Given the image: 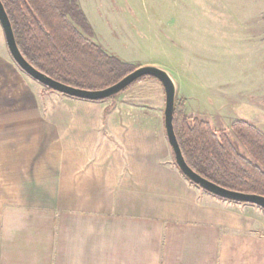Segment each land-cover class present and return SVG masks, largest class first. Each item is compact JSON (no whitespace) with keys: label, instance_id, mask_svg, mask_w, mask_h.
<instances>
[{"label":"crops","instance_id":"1","mask_svg":"<svg viewBox=\"0 0 264 264\" xmlns=\"http://www.w3.org/2000/svg\"><path fill=\"white\" fill-rule=\"evenodd\" d=\"M0 73V264H264V210L183 176L156 79L92 101Z\"/></svg>","mask_w":264,"mask_h":264},{"label":"rangeland","instance_id":"2","mask_svg":"<svg viewBox=\"0 0 264 264\" xmlns=\"http://www.w3.org/2000/svg\"><path fill=\"white\" fill-rule=\"evenodd\" d=\"M77 1L108 53L173 76L186 115L225 129L242 153L231 121L264 131V0ZM0 54L12 60L1 27Z\"/></svg>","mask_w":264,"mask_h":264},{"label":"trees","instance_id":"3","mask_svg":"<svg viewBox=\"0 0 264 264\" xmlns=\"http://www.w3.org/2000/svg\"><path fill=\"white\" fill-rule=\"evenodd\" d=\"M1 2L22 56L54 80L82 89H102L137 67L94 40L77 0ZM145 78L153 77L142 76L129 86ZM181 106L176 96L172 124L188 166L226 189L264 196V132L243 119L231 121L229 130L244 149L242 153L225 129H214L207 120L186 115Z\"/></svg>","mask_w":264,"mask_h":264},{"label":"water","instance_id":"4","mask_svg":"<svg viewBox=\"0 0 264 264\" xmlns=\"http://www.w3.org/2000/svg\"><path fill=\"white\" fill-rule=\"evenodd\" d=\"M0 27L3 32L7 50L17 67L26 75L44 85L45 87L70 97L92 101L103 100L123 91L127 86H129L136 79L142 76H151L155 78L162 85L164 91L163 121L166 138L172 150L174 162L183 176L203 190L218 197L231 201L253 204L264 210V196L253 193L233 191L221 187L200 176L185 162L172 124L174 103L176 97V86L172 77L164 68L154 64L139 65L134 70L123 76L120 80L108 87L94 90L77 88L52 79L51 77L38 71L30 63H28V61H26L16 45L12 26L1 0Z\"/></svg>","mask_w":264,"mask_h":264}]
</instances>
